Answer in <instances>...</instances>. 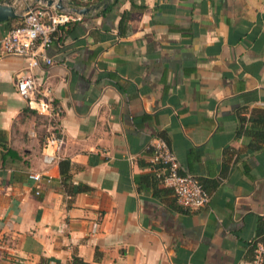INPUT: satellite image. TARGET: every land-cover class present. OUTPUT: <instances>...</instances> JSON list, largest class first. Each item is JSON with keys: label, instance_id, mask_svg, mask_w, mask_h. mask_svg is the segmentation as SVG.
Wrapping results in <instances>:
<instances>
[{"label": "crops", "instance_id": "0c3cea01", "mask_svg": "<svg viewBox=\"0 0 264 264\" xmlns=\"http://www.w3.org/2000/svg\"><path fill=\"white\" fill-rule=\"evenodd\" d=\"M10 1L0 36L42 4ZM57 3L94 8L29 71L61 109L52 164L46 116L15 91L26 60L0 49V264H251L260 230L264 244V0ZM157 139L206 205L180 207L157 178Z\"/></svg>", "mask_w": 264, "mask_h": 264}, {"label": "built area", "instance_id": "2783aa9c", "mask_svg": "<svg viewBox=\"0 0 264 264\" xmlns=\"http://www.w3.org/2000/svg\"><path fill=\"white\" fill-rule=\"evenodd\" d=\"M54 4L57 0H53ZM89 0H81L87 3ZM80 15L69 8L57 9L54 5L44 3L37 6H27L20 17L18 25L12 26L0 36V49L5 55L24 57L25 72L14 79L15 91L29 108L38 114L45 115L48 129L42 141L41 161L52 164L58 158L63 145V137L58 128L61 109L52 102L49 88H40L34 77L29 74L33 68L52 63L45 54L46 48L56 39L59 27ZM150 163L156 170H163L161 182L172 190L175 202L186 210L204 206L209 200L208 193L189 173L180 171L174 154L164 141L157 139L150 155ZM37 183L43 179L40 173L32 172L27 175ZM49 179L46 177L45 181ZM38 191H34L37 194ZM253 258L251 264H264V244L260 240L252 241Z\"/></svg>", "mask_w": 264, "mask_h": 264}, {"label": "water", "instance_id": "95a60500", "mask_svg": "<svg viewBox=\"0 0 264 264\" xmlns=\"http://www.w3.org/2000/svg\"><path fill=\"white\" fill-rule=\"evenodd\" d=\"M41 3H44L46 6L54 5L57 9H62V5L60 3H55L53 0H37ZM94 8V6L90 5L87 7H81L79 9L72 7L71 10L74 11L77 14H84L89 9ZM18 14L15 12V8L11 5L10 0H0V21H5L9 18H14Z\"/></svg>", "mask_w": 264, "mask_h": 264}, {"label": "trees", "instance_id": "16d2710c", "mask_svg": "<svg viewBox=\"0 0 264 264\" xmlns=\"http://www.w3.org/2000/svg\"><path fill=\"white\" fill-rule=\"evenodd\" d=\"M117 2V0H112V3L114 4V3H116ZM74 4H76V3H74ZM19 22H20V20H19ZM19 22L16 24V25H18L19 24ZM15 26V25H14ZM65 168H66V163L64 164V168H63V163L62 162H59V172H60V174L62 175V176H67V175H65L66 174V171H65ZM152 168H154V165L152 166ZM154 170V169H153ZM157 176V178L158 179H160L161 180V176L162 175H159V174H157L156 175ZM263 231L262 230H260V231H258V232H256V235L254 236V239L252 240L253 242L254 241H256V240H260V241H262V239H263ZM253 246L251 245L250 246V251H251V260H252V258H253ZM74 262H76V263H81V261H79V260H77V259H74Z\"/></svg>", "mask_w": 264, "mask_h": 264}]
</instances>
